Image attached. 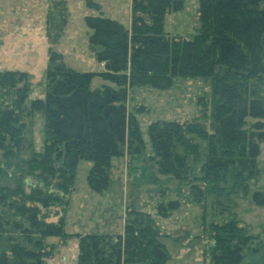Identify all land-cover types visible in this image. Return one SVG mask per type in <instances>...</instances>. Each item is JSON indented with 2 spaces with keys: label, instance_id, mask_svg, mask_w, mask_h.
I'll list each match as a JSON object with an SVG mask.
<instances>
[{
  "label": "trees",
  "instance_id": "trees-1",
  "mask_svg": "<svg viewBox=\"0 0 264 264\" xmlns=\"http://www.w3.org/2000/svg\"><path fill=\"white\" fill-rule=\"evenodd\" d=\"M183 0H130L129 27L92 14L88 44L102 71H76L48 60L45 90L25 106L28 74L0 72V264H46L49 238L77 239L75 264H164L166 252L149 214L127 209L120 234L65 233L64 211L78 160L90 162L87 182L101 192L111 157L138 152L142 141L126 88H165L175 76L208 77L210 93L197 98L195 116L155 121L148 134L159 173L188 185L194 201L206 193L245 194L255 181L264 139V0H197L191 39L163 29L165 16ZM98 9L97 4L91 5ZM108 83L90 87L93 77ZM25 107L27 109H25ZM42 118V144L31 147L21 120ZM193 137L205 142L198 174ZM126 148V149H125ZM264 203V191H254ZM162 215L176 200L157 204ZM54 218V220L52 219ZM209 264H239L253 237L230 218L208 227Z\"/></svg>",
  "mask_w": 264,
  "mask_h": 264
},
{
  "label": "rangeland",
  "instance_id": "rangeland-1",
  "mask_svg": "<svg viewBox=\"0 0 264 264\" xmlns=\"http://www.w3.org/2000/svg\"><path fill=\"white\" fill-rule=\"evenodd\" d=\"M97 4L98 9L91 5ZM130 0H0V72L23 71L28 74L25 106L45 90L48 60L62 63L76 71H102L88 44L90 29L84 16L100 14L129 27ZM197 0H183L179 10L167 14L163 29L171 35L191 39L195 33ZM108 83L95 76L90 87ZM208 77L175 76L165 88L130 85L126 88V110L137 124L141 149L113 156L108 166L105 189L94 191L87 182L90 162L80 159L75 165L73 189L64 211L65 233L120 234L124 212L134 209L149 214L159 233L166 259L164 264H209L205 253L210 223L220 224L230 218L239 221L253 237L239 264H264V203H256L254 191H264V139L259 141L255 159L258 170L245 194L241 192L216 196L206 193L194 201L188 185L156 168V157L148 134V125L155 121H181L197 113V98L210 93ZM25 107V109H27ZM26 135L31 147L42 144V118L24 111ZM264 127V118L261 119ZM198 155L191 162L198 174L205 154V142L193 137ZM126 149V148H125ZM176 200L177 207L162 215L157 204ZM54 220V218H52ZM53 249L46 264H75L77 239L49 238Z\"/></svg>",
  "mask_w": 264,
  "mask_h": 264
}]
</instances>
